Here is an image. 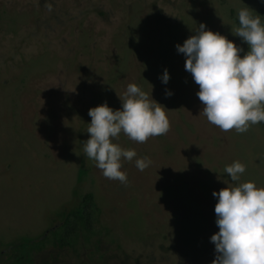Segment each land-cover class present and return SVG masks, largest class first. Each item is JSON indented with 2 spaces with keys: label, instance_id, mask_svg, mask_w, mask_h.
Listing matches in <instances>:
<instances>
[{
  "label": "rangeland",
  "instance_id": "1",
  "mask_svg": "<svg viewBox=\"0 0 264 264\" xmlns=\"http://www.w3.org/2000/svg\"><path fill=\"white\" fill-rule=\"evenodd\" d=\"M244 7L264 24V0H0V264H212V193L264 187V122L244 133L211 124L176 45L203 23L243 56ZM130 83L164 106L170 129L145 143L114 138L137 154L122 159V184L84 142L89 109H120ZM237 161L245 172L233 182L224 169ZM87 193L92 231L60 239L54 230Z\"/></svg>",
  "mask_w": 264,
  "mask_h": 264
},
{
  "label": "clouds",
  "instance_id": "2",
  "mask_svg": "<svg viewBox=\"0 0 264 264\" xmlns=\"http://www.w3.org/2000/svg\"><path fill=\"white\" fill-rule=\"evenodd\" d=\"M238 21L234 35L248 45L243 56L242 48L224 35L206 30L203 23L176 48L184 54L185 70L199 86L196 95L203 115L225 132L235 129L244 133L251 125L264 122V24L248 7L238 10ZM161 79L168 82L166 69ZM120 101L117 110L106 102L89 109L90 138L84 142V151L104 177L126 184L122 159L131 161L137 154L114 143V138L123 133L132 141L145 143L150 137L166 134L170 122L164 106L134 83L128 84ZM150 163L147 157L135 162L140 171ZM224 171L238 182L245 166L237 161ZM212 195L217 199L214 212L219 229L210 238L216 253L212 264H264V187L248 181Z\"/></svg>",
  "mask_w": 264,
  "mask_h": 264
},
{
  "label": "trees",
  "instance_id": "3",
  "mask_svg": "<svg viewBox=\"0 0 264 264\" xmlns=\"http://www.w3.org/2000/svg\"><path fill=\"white\" fill-rule=\"evenodd\" d=\"M239 25V21H236ZM98 208L92 194H85L77 208L66 212L63 215L61 224L54 234H58L62 238H72L79 230L89 233L93 229V224L96 222Z\"/></svg>",
  "mask_w": 264,
  "mask_h": 264
}]
</instances>
